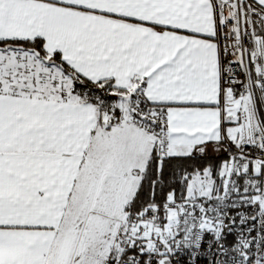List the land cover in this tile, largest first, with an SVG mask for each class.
Segmentation results:
<instances>
[{"label":"snow or ice","instance_id":"6c2138e0","mask_svg":"<svg viewBox=\"0 0 264 264\" xmlns=\"http://www.w3.org/2000/svg\"><path fill=\"white\" fill-rule=\"evenodd\" d=\"M0 264H264V0H0Z\"/></svg>","mask_w":264,"mask_h":264}]
</instances>
